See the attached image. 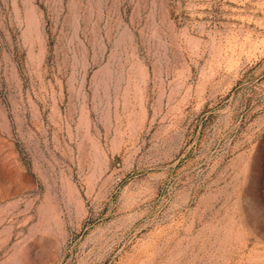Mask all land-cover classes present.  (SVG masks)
<instances>
[{"label":"rangeland","instance_id":"rangeland-1","mask_svg":"<svg viewBox=\"0 0 264 264\" xmlns=\"http://www.w3.org/2000/svg\"><path fill=\"white\" fill-rule=\"evenodd\" d=\"M0 264H264V0H0Z\"/></svg>","mask_w":264,"mask_h":264}]
</instances>
